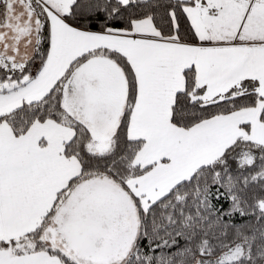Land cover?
Returning <instances> with one entry per match:
<instances>
[{
  "label": "snow or ice",
  "instance_id": "snow-or-ice-1",
  "mask_svg": "<svg viewBox=\"0 0 264 264\" xmlns=\"http://www.w3.org/2000/svg\"><path fill=\"white\" fill-rule=\"evenodd\" d=\"M0 264H264V0H0Z\"/></svg>",
  "mask_w": 264,
  "mask_h": 264
}]
</instances>
